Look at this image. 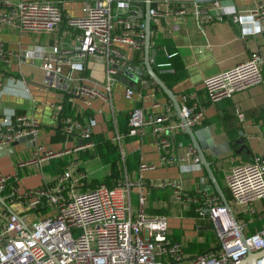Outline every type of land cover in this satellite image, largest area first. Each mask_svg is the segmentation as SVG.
<instances>
[{"label": "built area", "instance_id": "1", "mask_svg": "<svg viewBox=\"0 0 264 264\" xmlns=\"http://www.w3.org/2000/svg\"><path fill=\"white\" fill-rule=\"evenodd\" d=\"M146 1L94 0L87 3L85 15L71 16L64 12L61 1L0 0V29L9 26L51 34L65 21L68 27L77 30L72 55L68 56L71 51L59 44L50 50L32 46L26 54L34 57L41 53L46 87L63 88L87 105L98 97L111 102L119 67L129 63L123 45L144 49V22L133 17L144 11ZM168 1L150 0L151 23L160 26L171 15L178 19L188 13L186 6L172 8ZM210 6L217 11L210 13L197 2L193 4L192 14L197 24L225 16L241 26L242 35L255 34L264 28L262 1L243 11L220 0H212ZM0 58L6 62L11 59L3 42H0ZM93 60L105 65L103 88L84 81L87 64ZM263 67L264 45H257L243 60L204 79L207 100L216 102L261 83ZM7 77L10 76L0 69V89ZM74 80L78 82L73 84ZM125 94L131 98L134 90L127 88ZM186 102V95L181 96V111L187 123L194 127L201 122L204 109L197 102L191 105ZM52 107L55 127L67 138L79 141L72 147L55 150L37 143L42 123L33 116L16 113L0 118V146L8 148L20 137L33 136L30 143L34 144L26 143L33 149V155L21 160V166L37 165L43 172L47 163L70 155L54 178L35 187L24 188L18 174L0 172V195L4 200L0 207V264H240L248 251L264 249V229L246 235L245 223L237 219V214L252 209L254 201L264 199V151L254 154L250 160L232 164L224 173L230 204L238 221L235 225L219 196L209 192L208 187L192 194L170 178L133 180L127 174L112 186L101 181L95 188L86 187L93 180L88 162L103 158L101 155L89 159L81 155L95 148L92 136L97 119L66 116L61 103ZM236 111L242 120L241 113ZM128 120L132 135L145 126L152 127L162 164L175 165L188 158L200 164L192 145L174 139L183 131V124L174 117L171 105L164 112L149 115L141 108H133ZM152 167L148 162L140 164L141 170ZM155 187H169L175 200L194 204L195 219L209 222L216 244L188 257L185 243L170 236L166 217L147 212L149 190ZM135 189H138L137 204L133 198ZM260 264H264V258Z\"/></svg>", "mask_w": 264, "mask_h": 264}, {"label": "crops", "instance_id": "2", "mask_svg": "<svg viewBox=\"0 0 264 264\" xmlns=\"http://www.w3.org/2000/svg\"><path fill=\"white\" fill-rule=\"evenodd\" d=\"M52 1H61L64 12L71 16L85 15L87 3H94V0ZM211 1H168L167 4L172 8L186 6L188 13L178 19L171 15L160 26L151 23L150 48L155 50V53L149 57V61L158 77L176 94L178 101L181 96L186 95L187 105L197 102L203 107V118L194 127L208 160L212 161L213 172L216 178L220 179L221 183H219L228 201L231 202L230 191L224 182V173L232 164L250 160L254 154L264 151V67L261 83L216 102L207 100L203 81L206 77L243 60L255 46L264 45V28L255 34L242 35L241 26L225 16L203 25L197 24L192 14L193 4L197 2L208 12L214 13L217 9L210 6ZM260 1L264 2V0H220L222 4L242 11ZM137 19L144 22L143 18ZM262 26L264 27V19ZM76 35L77 30L68 27L65 21L51 34L31 33L9 26L0 29V42H3L11 53L8 62L0 58V69L15 78L12 80L7 77L4 87L0 89V118L11 117L16 113L37 118L42 123L37 143L60 150L79 142L67 138L62 132L58 134L59 127H55L52 105L61 103L66 116H78L84 119L88 118L87 116L95 117L98 124L94 134L99 140L110 139L116 146V151L103 153L102 159L88 162L93 180L110 177L113 174V165L121 161L123 165L121 179L125 178L126 174L133 180L170 178L178 181L182 189L189 193L194 194L196 190L208 187L209 192L217 194L201 163L194 164L190 158L175 165H165L160 162L159 150L151 126L143 127L135 135L130 134L128 116L133 108H141L149 115L164 112L167 106L171 105L174 117L178 118L171 101L152 79L154 86L146 79L134 82L125 80L123 75L118 74L112 89V101L98 97L90 105L79 97H73L63 88L46 87V75L41 67V53L29 57L26 50L32 46L50 50L52 46L59 44L71 51L68 53L70 56L77 44ZM122 49L129 57V62L142 60L140 65L136 64L138 69L140 66L146 67L144 49L137 50L127 45H123ZM83 75L87 84L103 88L106 80L104 63L89 61ZM77 82L74 80L73 84ZM127 88L134 90L131 98L126 97ZM236 110L241 113L242 120H239ZM118 135L120 139H117ZM174 139L187 145L183 137L175 136ZM27 148L29 147L26 143L19 144L15 153L20 154ZM12 155L0 157V172L18 174L20 184L24 188L39 186L51 180L70 158L69 155L64 159H55L47 163L42 172L37 165L21 166L20 158L14 159ZM81 155L89 159L92 156H101L93 154L92 150L84 151ZM141 162L151 163L153 167L141 170ZM133 198L134 203L137 204L138 189L134 190ZM1 206L2 202H0ZM194 208V204L175 200L173 191L169 187H155L149 190L147 212L166 217L170 236L185 243L188 257L199 253L193 252L194 246L202 247L211 243L207 245L208 250L216 244L215 232L211 240L207 239V235L201 234V231L213 230V228L207 220L195 219ZM251 208L248 213L237 214V219L245 223L243 231L246 235L264 229L263 199L254 201ZM185 232L204 240V243L197 244L193 241L186 245L183 238Z\"/></svg>", "mask_w": 264, "mask_h": 264}, {"label": "water", "instance_id": "3", "mask_svg": "<svg viewBox=\"0 0 264 264\" xmlns=\"http://www.w3.org/2000/svg\"><path fill=\"white\" fill-rule=\"evenodd\" d=\"M150 8H151V2H150V0H147L146 5H145V9L141 13V15H139V17H133L134 19H137V18H143L144 19V31H145V46H144L145 60H144V64L146 67L141 68V66H140L138 69V67L135 63L129 62L127 65L119 67V73L121 75H123V78H125V80H132L134 82H138L141 79H145L146 75H149V77L154 81V83L168 97V99L172 103V106L176 112L177 117L179 118V120L183 124V132L189 137L190 143H191L192 147L194 148L197 156L199 157L200 163L203 166L210 183L212 184L215 192L218 194V196H219V198L223 204V207L225 208L227 214L230 216L232 222L235 225H237L238 221H237V219L233 213L231 204L228 201L218 179L216 178V176L213 172V169L211 167L212 161H209L207 159L206 153L203 150V147L198 140L196 130L187 123V120L181 111L180 103L177 99L176 94L171 89H169L163 83V81L158 77V75L154 71V69H153V67L149 61V57L155 53V50L150 48L151 31H152ZM32 138H33V136H31V135L30 136H23V137H20L19 139H17L16 141H14L12 143V145L9 146L8 148H6L5 146H0V157L15 153L16 147L19 144H23V143H27L28 145L34 144V143H30V139H32ZM0 202L4 203V200L1 197V195H0ZM202 228L207 229L208 227H202ZM241 237L243 239V244H245V235L243 234L242 231H241ZM262 258H264V249L259 250V251H248L246 257L243 259V261L240 264H260V260Z\"/></svg>", "mask_w": 264, "mask_h": 264}, {"label": "trees", "instance_id": "4", "mask_svg": "<svg viewBox=\"0 0 264 264\" xmlns=\"http://www.w3.org/2000/svg\"><path fill=\"white\" fill-rule=\"evenodd\" d=\"M142 60H136L134 61L135 64H141ZM146 81L154 86V83L153 81L151 80V78L149 77V75H146L145 77ZM67 109V107L65 108ZM63 114H64V109H63ZM65 115V114H64ZM78 116H76L75 118H77ZM98 122V121H97ZM195 129V127H193ZM62 130L61 129H58V134H61ZM96 135L93 134L92 136V140L95 142V148L93 149V154L95 155H102L103 153H106V152H114L116 151V146L111 142L110 139H103V140H99L97 138V136L95 137ZM176 137L177 136H180V137H183V141L187 143V145H190V139L189 137L182 131H180L179 133H177L175 135ZM208 159V158H207ZM210 161V160H209ZM123 177V165H122V162L121 161H117L114 165H113V174L105 179H102V180H98V179H95V180H92L91 182L88 183V185L86 187L88 188H95L97 186V184L101 181H106L109 185H114L119 179H121ZM219 182L221 183L220 179L218 178ZM263 205H264V199H263ZM206 246V245H205ZM205 246H202V247H199V245H197V248L199 249V252H203V251H206L207 248H205Z\"/></svg>", "mask_w": 264, "mask_h": 264}, {"label": "rangeland", "instance_id": "5", "mask_svg": "<svg viewBox=\"0 0 264 264\" xmlns=\"http://www.w3.org/2000/svg\"><path fill=\"white\" fill-rule=\"evenodd\" d=\"M15 152H16V150H15ZM32 155H33V149L32 148H27V149L23 150L20 154L13 153L12 156H13L14 159H19L20 158V160H23V159L30 158ZM60 168H61V166H60ZM155 205H157V204H155ZM149 214L155 215L154 212H150ZM201 234L202 235H207L208 236L207 239L211 240V238L214 235V231L210 230V229L203 230V231H201ZM183 238L185 239L184 241L186 242V245H188L189 243H192L193 241H195V243H197V244H203L204 243V240H200L198 237H193V234H189V233H186V232L184 233ZM210 244H207V245L209 246ZM207 245L205 246V248H208ZM196 251L199 252V249H197V247L194 246L193 247V252H196Z\"/></svg>", "mask_w": 264, "mask_h": 264}]
</instances>
